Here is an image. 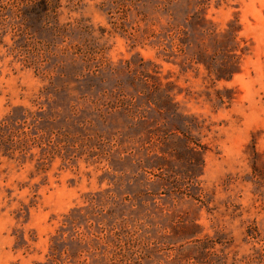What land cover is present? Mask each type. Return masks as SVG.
<instances>
[{
  "label": "rangeland",
  "instance_id": "374dc122",
  "mask_svg": "<svg viewBox=\"0 0 264 264\" xmlns=\"http://www.w3.org/2000/svg\"><path fill=\"white\" fill-rule=\"evenodd\" d=\"M38 1L0 0V264H264V0Z\"/></svg>",
  "mask_w": 264,
  "mask_h": 264
},
{
  "label": "trees",
  "instance_id": "16d2710c",
  "mask_svg": "<svg viewBox=\"0 0 264 264\" xmlns=\"http://www.w3.org/2000/svg\"><path fill=\"white\" fill-rule=\"evenodd\" d=\"M165 1H170V0H165ZM54 5L53 0H39L38 4L32 5V10H36V7L40 6L41 10L49 11V10H54L55 7L51 6ZM37 14L40 15V11H35ZM56 28V27H55ZM58 30L62 29V27H58Z\"/></svg>",
  "mask_w": 264,
  "mask_h": 264
}]
</instances>
